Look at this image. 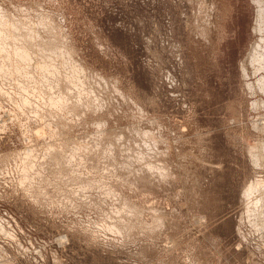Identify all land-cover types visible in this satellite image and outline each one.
Listing matches in <instances>:
<instances>
[{"label": "rangeland", "instance_id": "374dc122", "mask_svg": "<svg viewBox=\"0 0 264 264\" xmlns=\"http://www.w3.org/2000/svg\"><path fill=\"white\" fill-rule=\"evenodd\" d=\"M258 2L0 0V264H264Z\"/></svg>", "mask_w": 264, "mask_h": 264}, {"label": "bare ground", "instance_id": "6f19581e", "mask_svg": "<svg viewBox=\"0 0 264 264\" xmlns=\"http://www.w3.org/2000/svg\"><path fill=\"white\" fill-rule=\"evenodd\" d=\"M257 9H258V13H257V15H258V23H259V26H258V30H257V33H261L262 32V30L261 29H263L264 28V6H263V4L261 3V2H258L257 3ZM37 27V26H36ZM39 28V27H38ZM4 29V28H3ZM12 30V29H11ZM22 30V29H21ZM33 30V29H32ZM28 31V30H27ZM32 34V33H31ZM15 35V34H14ZM16 37V36H15ZM6 38V37H5ZM31 38V37H30ZM1 39V38H0ZM35 39V38H34ZM14 40V39H13ZM38 42V41H37ZM33 44V43H32ZM37 44V43H36ZM46 45V44H45ZM33 46V45H32ZM10 47V46H9ZM8 48V47H7ZM3 49V48H2ZM9 49V48H8ZM5 51H6V49H4ZM4 50H1V51H3L4 52ZM14 50V49H13ZM17 51V50H16ZM259 51V52H258ZM11 52H14V51H11ZM19 52V51H18ZM22 52V51H21ZM252 57H251V59H250V63L251 62H254V63H258L259 65H260V68H259V70H262L263 68H264V59L262 58L263 56H264V42L262 43V47H259V46H255V47H253L252 48ZM1 53V52H0ZM7 53V52H6ZM9 53V52H8ZM14 53H17V52H14ZM25 53V52H24ZM53 53V52H52ZM22 54V53H21ZM21 54H20V52H19V56H21ZM12 55V54H11ZM16 55V54H15ZM23 55V54H22ZM25 55V54H24ZM7 56V55H6ZM13 56V55H12ZM17 56V55H16ZM24 57V56H23ZM18 58V57H17ZM25 58V57H24ZM62 58V57H61ZM62 63V62H61ZM13 66V65H12ZM24 68V67H23ZM246 69H244V71H245ZM258 70V71H259ZM27 71V70H26ZM40 71V70H39ZM52 71V70H51ZM3 72V71H2ZM13 72H14V69H13ZM57 73V72H56ZM36 76V75H35ZM17 77V76H16ZM51 77V76H50ZM245 77H246V75H245ZM260 78H263L264 79V76H262V77H260ZM59 79V78H58ZM45 80V79H44ZM46 81V80H45ZM75 81V80H74ZM42 82V81H41ZM17 85V84H16ZM256 86H255V88L256 89H258V91H262L263 93H264V81L263 82H259L258 84H255ZM19 88V87H18ZM91 96V95H90ZM60 100V99H59ZM85 100V99H84ZM50 101V100H49ZM56 101V100H55ZM57 102H59V101H57ZM66 104V103H65ZM93 104V103H92ZM52 105V104H51ZM94 105V104H93ZM92 105V106H93ZM29 106V105H28ZM88 108V107H87ZM64 110V109H63ZM113 152V151H112ZM91 153V152H90ZM98 155V154H97ZM140 157V156H139ZM254 161H257V160H254ZM30 163V162H29ZM257 163V162H256ZM255 163V164H256ZM57 164V163H56ZM31 168V167H30ZM35 168V167H34ZM42 168V167H41ZM65 168H66V165H65ZM33 169V168H32ZM65 182V181H64ZM259 185H262V183L260 184L259 183ZM258 185V183L257 182H253L252 184H250L249 186H248V188L245 190V192L243 193V197H245V199L247 200V201H249V203L251 202H253V208H254V210H252L251 211V206L249 207L250 208V211L252 212V213H259V211H260V216H264L263 214H264V211H263V209H264V193L262 192V190H263V188H262V190L261 189H259V186ZM79 190V189H78ZM263 193V194H262ZM257 194V195H256ZM262 194V195H261ZM244 199V200H245ZM246 200H245V202H246ZM248 205H250V204H248ZM247 210H248V207H247ZM246 210V211H247ZM251 212L249 213L248 212V214H251ZM257 213V214H258ZM124 214V213H123ZM137 214V213H136ZM258 214V215H259ZM253 215V217H254V214H251V216ZM115 216H117V215H115ZM257 216V215H256ZM257 218V217H256ZM251 219V218H250ZM260 219H261V217H260ZM262 220V219H261ZM264 220V219H263ZM160 222V221H159ZM264 222V221H263ZM253 223V222H252ZM116 229V228H115ZM124 232V231H123Z\"/></svg>", "mask_w": 264, "mask_h": 264}]
</instances>
